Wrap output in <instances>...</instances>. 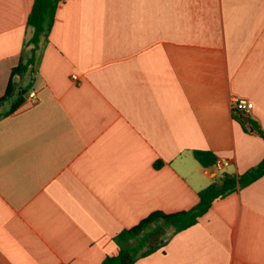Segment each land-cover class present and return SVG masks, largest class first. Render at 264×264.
<instances>
[{
    "label": "crops",
    "instance_id": "crops-1",
    "mask_svg": "<svg viewBox=\"0 0 264 264\" xmlns=\"http://www.w3.org/2000/svg\"><path fill=\"white\" fill-rule=\"evenodd\" d=\"M34 1L0 0V99ZM31 91L0 117V264H102L264 159V0H61ZM165 241L134 264H264V176Z\"/></svg>",
    "mask_w": 264,
    "mask_h": 264
},
{
    "label": "trees",
    "instance_id": "trees-1",
    "mask_svg": "<svg viewBox=\"0 0 264 264\" xmlns=\"http://www.w3.org/2000/svg\"><path fill=\"white\" fill-rule=\"evenodd\" d=\"M61 0H35L28 16L27 25L31 36L25 41L19 64L12 70L7 90L0 99V117L15 112L25 101L33 88L34 77L55 20L57 7ZM23 89L25 94L19 95ZM4 111V112H3ZM255 129L261 135L258 127ZM196 159L202 166L214 165V156L205 151H196ZM264 176V159L242 175L225 173L220 182H214L199 192L198 204L186 211L165 213L155 211L145 217L138 225L123 230L115 237L120 248L119 254L106 257L102 264H134L136 260L160 250L170 234L186 230L198 223L218 198L246 187Z\"/></svg>",
    "mask_w": 264,
    "mask_h": 264
},
{
    "label": "built area",
    "instance_id": "built-area-1",
    "mask_svg": "<svg viewBox=\"0 0 264 264\" xmlns=\"http://www.w3.org/2000/svg\"><path fill=\"white\" fill-rule=\"evenodd\" d=\"M73 78L76 79V76ZM28 97L30 100H34L36 98L35 91H31ZM231 106L233 111L241 113L244 117L250 116L254 109V103L242 97H232ZM227 165L228 163L222 159H217L214 163V167L218 170L224 169Z\"/></svg>",
    "mask_w": 264,
    "mask_h": 264
},
{
    "label": "water",
    "instance_id": "water-1",
    "mask_svg": "<svg viewBox=\"0 0 264 264\" xmlns=\"http://www.w3.org/2000/svg\"><path fill=\"white\" fill-rule=\"evenodd\" d=\"M26 92H27V90L26 89H23L21 92H19V95L25 94Z\"/></svg>",
    "mask_w": 264,
    "mask_h": 264
}]
</instances>
